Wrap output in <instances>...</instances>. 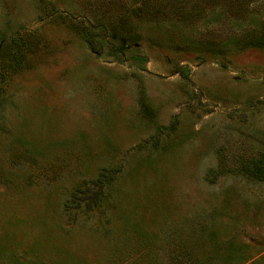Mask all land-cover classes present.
I'll use <instances>...</instances> for the list:
<instances>
[{
    "label": "rangeland",
    "instance_id": "374dc122",
    "mask_svg": "<svg viewBox=\"0 0 264 264\" xmlns=\"http://www.w3.org/2000/svg\"><path fill=\"white\" fill-rule=\"evenodd\" d=\"M260 153L264 0H0V264H264Z\"/></svg>",
    "mask_w": 264,
    "mask_h": 264
},
{
    "label": "trees",
    "instance_id": "16d2710c",
    "mask_svg": "<svg viewBox=\"0 0 264 264\" xmlns=\"http://www.w3.org/2000/svg\"><path fill=\"white\" fill-rule=\"evenodd\" d=\"M251 44L253 45H260L262 40L253 41L252 39L249 40ZM255 47H263V46H255ZM139 105L141 107V111L144 115L151 117L152 116V109L148 105L147 101L145 100L144 94L140 95L139 98ZM242 171L250 178L260 180L264 177V154L260 153L258 155V158L249 159L246 161H243L241 164ZM101 179V178H100ZM103 183L99 184V189L93 193L91 196L93 202L96 204L98 203L99 199L103 196V189H102Z\"/></svg>",
    "mask_w": 264,
    "mask_h": 264
}]
</instances>
